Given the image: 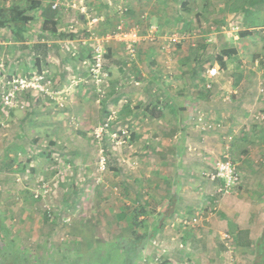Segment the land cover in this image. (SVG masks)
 I'll use <instances>...</instances> for the list:
<instances>
[{
	"label": "rangeland",
	"instance_id": "rangeland-1",
	"mask_svg": "<svg viewBox=\"0 0 264 264\" xmlns=\"http://www.w3.org/2000/svg\"><path fill=\"white\" fill-rule=\"evenodd\" d=\"M21 1L0 0V6ZM44 1L51 8L53 3L61 7V13L52 9L60 22L57 32L64 37H51L43 31L39 14L32 13L35 19L25 41H69L64 44L66 57L54 51L49 61L40 59L35 53H44L42 48L30 50L29 43H17L9 30L0 29V82L37 75L42 67L49 81L44 91L15 95L8 107L1 103L5 88L0 84V223L15 247L41 264H99L102 260L111 264V256L118 255L113 243L131 233L128 218L121 222L116 213L123 206H133L139 196L146 197L150 207L137 231L149 232L159 219L163 223L136 264H254L257 244L264 234V180L254 193L256 198L252 192L242 191L238 157L232 152V145L233 151L237 145L231 137L236 112H247L239 115L243 120L250 121L253 115L254 120L260 118L264 123V1L171 0L165 5L161 0L160 11L167 8L173 17L179 12L187 22L201 23L189 31L167 25L171 21L159 22L157 28L147 26L135 11L134 0ZM151 6L156 9L155 3ZM235 6L240 10L233 15L229 8ZM82 7L86 14L100 19L94 27L98 33L121 24L136 28L142 36L149 35L136 45L134 58L121 43L108 44L109 48L113 43L122 49L116 57L106 55L108 78L100 86L88 76L87 64L75 70L79 64L70 55L77 34L87 28ZM245 11H253L249 15L254 27L248 25ZM70 25L76 33L69 30ZM235 26L239 30H234ZM243 27L254 28L246 31L254 34L253 40L242 41L243 36L237 35L245 32L240 30ZM172 34H181L180 41L169 42L167 37ZM187 34L205 40L212 36L213 41L208 48L204 46L206 41L195 42L204 49L197 47L194 49L199 52H193L191 41L185 40ZM236 35L238 41H214L219 36L232 39ZM160 43L165 44V53ZM188 51L192 52L190 60H195V53L198 59L182 62V55L185 57ZM149 54L155 55L159 67H163V58L170 57L172 76L177 77L156 76L152 83L148 78L151 69L160 70V74L162 69L151 66ZM218 59L226 66L221 67ZM214 64L220 76L218 82L210 81L213 85L205 94V80L197 79ZM137 66L143 74L137 72ZM111 69L118 71L119 80L112 76ZM235 70L247 75L245 89L251 90L249 99L241 98L237 111L232 110L235 99L226 100L228 94L222 95L223 89L219 90L231 88V72ZM183 71L191 77L186 78ZM191 88L200 89L202 104L188 115L190 128L184 141L174 140L178 130L166 123L171 116L169 109L163 110L161 122L149 114L150 108L156 103L169 105V89L179 94L189 93ZM59 98L64 105L58 103ZM201 113L205 120L195 127L193 122L202 118ZM214 141L217 157L203 160L204 167H192L203 153L209 155L205 147ZM177 147H183V155L174 154ZM224 155L239 175L238 184L227 193L218 192L217 182L203 174L212 172ZM250 175L253 182L264 178L260 172ZM172 193L180 199L174 202V210L169 205ZM157 213L162 216L157 217ZM194 217L196 221L191 222ZM236 220L243 229L234 236L229 226ZM108 245L110 251L115 250L106 256Z\"/></svg>",
	"mask_w": 264,
	"mask_h": 264
},
{
	"label": "crops",
	"instance_id": "crops-1",
	"mask_svg": "<svg viewBox=\"0 0 264 264\" xmlns=\"http://www.w3.org/2000/svg\"><path fill=\"white\" fill-rule=\"evenodd\" d=\"M160 1L161 0H134L133 6L137 8V10H135V9L134 10L136 12H138V15L141 18V21L144 20V22H145V24L147 26H152L153 28H155V27L157 28L158 26H160V25H158V24H160L159 22L171 21L170 23H167V25L175 24L176 27L181 28V30L186 29L187 31H189V30H193L195 28H199L200 27L201 23L196 22V21H193V22L189 21L190 22L189 23V22H187V20L184 19V17L178 15L179 12L175 14V17H173V15L171 13H169L167 8L164 11H160L159 10V5H160L159 3H161ZM42 2L45 3L44 0H42ZM152 3H155L156 9L151 6ZM53 4H55V3H53ZM165 5H169V4H165ZM132 10H133V7H132ZM36 13L39 14V12H36ZM235 13L236 12H233L232 14L235 15ZM147 15H148V17H147ZM237 16L240 17L239 14H237ZM59 26H60V22L58 20L56 28L58 29ZM166 27L167 26H164V28H166ZM239 28H240L239 26H235L233 29L234 30H239ZM253 29L254 28H251V29L247 28L246 29V28L243 27L240 30H242L241 32H243V31L249 32V31H253ZM224 33H226V32H224ZM239 34H240L241 37L243 36L242 37V41L253 40L254 34L253 35H248L249 33H246V34L237 33V35H239ZM179 35H181V34H179ZM237 35L234 36L232 39H226V38H224L222 36H219L217 39H214V41H216V40L217 41H223V40L224 41H238L239 37ZM246 35H248V36H246ZM211 37L212 36H210L209 38H207L205 40V39H201V38L199 39L198 37L194 36V34H191V36L187 34V37H186L185 40L189 39L188 41H191V45H189V48L193 52L194 51L199 52V50L194 49V48L198 47L195 42L203 41V43H205V41H206L207 43H205L204 46L205 47H207V46L209 47V46H211L212 41H213L211 39ZM12 43H16V42H12ZM17 43H19V42H17ZM24 43L25 44L29 43L28 45H29L30 50L31 49L33 50V49L37 48L38 45H39L40 48H42V46H45L44 48H42L44 50V53H40V52L39 53H35V56H37L40 59H45V60L47 59L49 61V58L52 59V57H54L52 54H50V52H54V51L57 52L58 54H60L61 56L66 57V53L64 52V44H69L70 42L69 41H34L32 43V41L31 42L24 41L22 44H24ZM235 44L237 45V43H233L234 47H235ZM116 45L117 44L113 45V43L110 45V48H108V50H107V55L109 54L112 57H116L115 56L116 53L119 51V49H122L120 47H119V49H117ZM164 45H165L164 43L163 44L160 43L159 46H160V49L163 50V52L165 53ZM198 48L201 49V50L204 49L202 46H200ZM231 48H233V47H231ZM166 50H167V48H166ZM68 55H69V53H68ZM166 56H168V55H166ZM189 56H192V52L190 53L188 51L187 54L185 55V57H184V55H182L181 61L190 63V61L192 62V61H195L196 59H198V53H195V55H194V56H196L195 60L194 59L190 60ZM69 57H70V55H69ZM149 58H150L149 60L152 62L151 66H155V68H157V69H162V73L161 74H160V72H161L160 70L155 71V69H153V70L151 69V73H150L148 78H149V80L152 83H154L153 80H155L156 76L165 77V76L171 75L170 78L177 77V75H173L172 76L173 73H172V71L170 69V64H171L170 63L171 62V58L170 57H166V59L164 61H162L164 59L163 58L160 61V64H162L163 67H161V66L159 67L158 66L157 60H154L155 59V55L151 56V54H149ZM226 58H227V56L224 57L225 60H226ZM62 60H64V58ZM75 60H76V63L79 64V66L77 68H75V70L78 71V70H80L79 67L83 68V63L78 58H74L73 57L72 61H75ZM200 61H203V60H200ZM40 62L42 64V61H40ZM164 63L166 65H164ZM126 65H127V63H126ZM216 65L217 64H214V65H211V66L217 67V69L219 70L218 66H216ZM181 66H183V65H181ZM225 66H226V64H225ZM109 67L111 68L112 65L109 64ZM68 68H70V65H68ZM135 68L138 70L137 72L140 71V73H142L141 70H140V66H137ZM72 69L74 70V68H72ZM121 69H123V65L121 66ZM192 70H193V67H192ZM41 71L42 72L38 73V74H40V75H42L44 77V79H43L44 83H42V82H40V83L43 85V87L45 89V86H47L49 81H47L46 80L47 77L44 76L46 70L44 71V69L42 67ZM113 71L114 70L111 69L112 76L115 78L116 81L119 80L118 79L119 75L116 73L118 71H115V72H113ZM183 72H184V76L186 78H190L191 77L189 74L186 73V71H183ZM67 74L69 75V73H67ZM77 74L79 75V72ZM193 74H196V72H192V75ZM238 74H240L242 77H241L239 83L235 84V78H233V77L235 75H238ZM219 76H220V73L218 71V75L215 76L214 78H212L210 81L212 83H213V81L214 82H218V77ZM231 78H232V80H231V84H232L231 88L227 89L226 87H220L219 90L223 89V92L221 93L222 95L228 94L225 97L226 100L231 98L234 101V99H235L236 105L233 104L232 110L237 111V107H238L237 104L240 102L241 98H248L249 99V96L251 94L250 93L251 90H246L245 89V87L247 86V84H246L247 75L242 73L240 70L232 71L231 72ZM197 80L198 81L199 80L200 81H204L205 80L204 81V85H203V90L205 91V94L207 93V91L209 92L210 87L213 84L210 82L211 83L209 85L210 87L209 88L207 87L208 80L206 79V75L204 76V75L201 74V78H198ZM199 90L200 89H198V88H196L195 90L193 88H191V91L189 93H187L188 91L186 90V91H181L178 94L176 89H173V90L169 89V93H167L168 96L170 97L169 105H165L164 106V105H161V103H156L155 106L160 111L159 112L160 114H159L158 117H155V118H158V120H161V122H163L162 119H161L162 116H163V114H162L163 110L168 108L169 109V113H171V116L169 114L170 118L168 120H166V123L172 130H178L177 135L173 136L174 140L182 139V141H184L183 140L184 139L183 136L185 134L186 135L189 134L188 130L190 128V123H189L190 122L189 121L190 118H188V115L190 116L192 114L193 110L195 111V110L199 109L200 105L202 104V98L204 97L199 92ZM201 91H202V89H201ZM193 92H195V94ZM183 94L186 95L185 98H183L184 97ZM40 95H42V94H40ZM55 96H57V94ZM58 103L61 106L64 105L63 104V100L60 99V98H59V102ZM75 104H78V102H76ZM239 109L246 110V108H244V107H241ZM179 111H180L181 115L178 114ZM246 113L247 112L239 111V112H236L235 115H234V117L236 118V121H235V126L233 127V133H232L231 140H232V142L234 144L237 145V147L233 151V145H232V152L238 157L237 165H238V167L240 169V174H241V176H240V186L242 188V191L243 192L244 191H250V192H252V196H254V198H256V195L254 193L257 192L258 190H260V188H261L260 187V181L264 180V178H259L258 180H255V182H253V179H252V177L250 175V172L251 173L252 172L253 173H257V172L264 173V123H262L259 120H254L252 118L253 115H251V119L252 120H250V121H246L247 119L243 120V118L239 116V115L246 114ZM180 116H181V118H180ZM201 116H202V118H199L198 121H194L193 122V124L195 123V125H194L195 127H197L196 124H198V122H200V121L202 122L203 120H205V117H204V115L202 113H201ZM249 118L250 117L248 116V119ZM251 129H253V130H251ZM215 146H216L215 141L213 143L212 142L208 143L207 147H205V150H206V152L209 155H205L203 153V157L199 158L198 160H196L195 161L196 163H194V164L191 163V166L192 167H197V166L201 165L202 167H204L203 166V160H207V159L211 160L212 158L215 159L217 157L216 152L214 150ZM170 150L172 152L173 148H171ZM175 150L176 151H175L174 154L183 155V147H177ZM180 152H182V153H180ZM172 154H173V152H172ZM208 172L209 171H206L203 174H205V176H206L208 174ZM176 200L179 201L180 199L177 198ZM239 202H242V201L239 200ZM235 216H237V212L235 213ZM253 218H255V216H253ZM229 229L234 234V236H236L237 232H240V230H242L243 228L240 226V224L236 220V221H233V222L230 223ZM246 229H248V227Z\"/></svg>",
	"mask_w": 264,
	"mask_h": 264
},
{
	"label": "trees",
	"instance_id": "trees-1",
	"mask_svg": "<svg viewBox=\"0 0 264 264\" xmlns=\"http://www.w3.org/2000/svg\"><path fill=\"white\" fill-rule=\"evenodd\" d=\"M162 1H165L164 4H170L169 2L171 0ZM237 10H240V8L237 6L229 8L230 12H236ZM36 12H39V16L42 18L43 31L48 33L53 38L64 37L62 34L57 32L56 27L58 20L56 18V11L51 8V5L46 6L42 2V0H24V2H13L7 5L0 6V29L9 30L14 41L23 43L25 41V35L31 31V23L35 19L32 13ZM250 12L253 13V11L246 12V18H249L247 23L248 25H252L251 27H254V19L250 18ZM110 30L112 29L100 33H105ZM242 34H246V32ZM44 47L45 46H42V48ZM37 48H40L39 45L37 46ZM218 63L221 67L225 66V63L222 59H218ZM241 77L242 76L240 74L233 77L235 78V84L239 83ZM159 112L160 111L157 109V107L153 106L150 108L149 114L154 117H158L160 114ZM145 198L146 197H144V199H140V197L137 196L136 203L133 206L128 205L129 207L127 208L123 206L121 210L116 213V219L121 222L128 218L131 226V233L128 237L116 240L117 242L113 243V246L118 248V255L111 256V264H136V261L139 260V254L143 252L146 244L162 227L163 220L160 221L161 219H159L158 221H156V224L153 225L152 229L149 232L137 231V229H139L144 223L141 218L148 213V207H150V203L148 202V200L146 201ZM177 198L178 197L176 196V193H172L169 197V205L173 207V204L175 201H177ZM125 208L128 213H126ZM174 208L175 207H173V210ZM156 216L161 217L162 215L161 213H157ZM263 239L264 234L260 242H258L257 244L255 256L256 259L254 264H264V243H262ZM0 242V264H41L38 261L39 259H31V257L27 255L26 252L19 251L15 247L14 243L7 236V230L2 223H0ZM110 249V245H108V248L105 251L106 256L110 255L111 252L115 250L114 249L110 251ZM99 264H109V260H102Z\"/></svg>",
	"mask_w": 264,
	"mask_h": 264
},
{
	"label": "built area",
	"instance_id": "built-area-1",
	"mask_svg": "<svg viewBox=\"0 0 264 264\" xmlns=\"http://www.w3.org/2000/svg\"><path fill=\"white\" fill-rule=\"evenodd\" d=\"M52 8L58 13L62 10L57 3L53 4ZM72 8H76L75 5H72ZM80 11L81 13H84L87 28L84 29L83 33L77 34V44L70 51V55L71 57L81 60L84 65H88V76H91L95 85L100 86L103 83H106L108 78V72L104 68L107 50L109 48L108 44L110 42L121 43L128 56L134 58L136 45L142 40L149 39V35L142 36L136 28H125L121 24L105 33H97L94 30V27L100 22V19L86 14L84 7H82ZM69 30L76 33V29L73 25L69 26ZM180 39L181 35L179 34H172L167 37V40L173 43L180 41ZM0 67H2V65H0ZM217 75V67L212 66L206 70V78L208 82ZM42 79L43 76L37 74L31 77L24 75L12 77L11 80L5 81V83L0 82L2 87L5 88L1 95L2 105L7 107L10 106L13 102V98H15L14 96L17 94L23 92L44 91V87L40 83ZM207 87H209V83ZM258 120L261 121L262 119L259 118ZM206 176L210 181L214 183L217 182L216 185L218 192L222 191L227 193L239 182V175L236 171L235 165L226 155L215 163L213 171ZM195 221L196 218L194 217L191 222ZM224 236L230 239L228 234H225Z\"/></svg>",
	"mask_w": 264,
	"mask_h": 264
}]
</instances>
